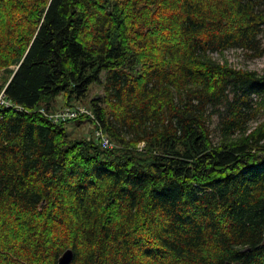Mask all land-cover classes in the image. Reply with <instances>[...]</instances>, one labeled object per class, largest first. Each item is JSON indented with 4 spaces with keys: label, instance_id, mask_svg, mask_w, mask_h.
<instances>
[{
    "label": "trees",
    "instance_id": "16d2710c",
    "mask_svg": "<svg viewBox=\"0 0 264 264\" xmlns=\"http://www.w3.org/2000/svg\"><path fill=\"white\" fill-rule=\"evenodd\" d=\"M263 35L264 0H0V264H264V71L213 57Z\"/></svg>",
    "mask_w": 264,
    "mask_h": 264
},
{
    "label": "rangeland",
    "instance_id": "374dc122",
    "mask_svg": "<svg viewBox=\"0 0 264 264\" xmlns=\"http://www.w3.org/2000/svg\"><path fill=\"white\" fill-rule=\"evenodd\" d=\"M264 42V35L262 38ZM213 57L216 60H219L220 62L222 61H227L228 64H230L233 68L236 69H244V70H249V71H254L257 73H262L264 71V55L261 57H248V55L240 50H228L224 52L223 56L218 55V54H213ZM70 129V126L67 127ZM78 130V129H77ZM88 128L85 126H82L79 131H76L74 134L75 137L82 135H87Z\"/></svg>",
    "mask_w": 264,
    "mask_h": 264
},
{
    "label": "built area",
    "instance_id": "2783aa9c",
    "mask_svg": "<svg viewBox=\"0 0 264 264\" xmlns=\"http://www.w3.org/2000/svg\"><path fill=\"white\" fill-rule=\"evenodd\" d=\"M1 104H3V101L1 100V97H0V105ZM74 116H76V113H73V112H70V111H68V110H66L65 112H62V113H60V114H58V115H56V119H65V118H72V117H74ZM97 137L99 138V139H101V142H102V146L103 147H110V144L108 143V141L107 140H105L104 139V137H103V135L101 134V132H97Z\"/></svg>",
    "mask_w": 264,
    "mask_h": 264
},
{
    "label": "water",
    "instance_id": "95a60500",
    "mask_svg": "<svg viewBox=\"0 0 264 264\" xmlns=\"http://www.w3.org/2000/svg\"><path fill=\"white\" fill-rule=\"evenodd\" d=\"M73 258V253L70 249L66 250L58 259L57 264H70ZM225 264H231L226 262Z\"/></svg>",
    "mask_w": 264,
    "mask_h": 264
}]
</instances>
